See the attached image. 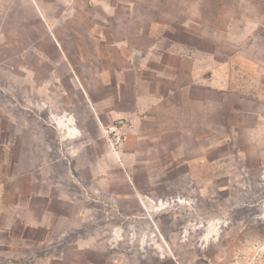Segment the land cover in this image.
I'll return each instance as SVG.
<instances>
[{"label": "rangeland", "instance_id": "374dc122", "mask_svg": "<svg viewBox=\"0 0 264 264\" xmlns=\"http://www.w3.org/2000/svg\"><path fill=\"white\" fill-rule=\"evenodd\" d=\"M35 2L0 0V264H264V0Z\"/></svg>", "mask_w": 264, "mask_h": 264}, {"label": "crops", "instance_id": "0c3cea01", "mask_svg": "<svg viewBox=\"0 0 264 264\" xmlns=\"http://www.w3.org/2000/svg\"><path fill=\"white\" fill-rule=\"evenodd\" d=\"M91 1H93V0H91ZM97 1V0H96ZM31 2H33V4L35 5V7L38 9L39 7H37V4H36V2H35V0H28V3H29V5H30V3ZM121 4V3H120ZM119 4V5H120ZM119 5L118 4H112V5H106L105 3L104 4H101V6H102V8H100V9H102V11L104 10L106 13H105V15L107 16L106 17V19H104V24L106 25V23H107V19L108 18H113V17H115V16H118V7H119ZM126 7V9H127V6H125ZM128 9L129 10H133V5H131L130 7L128 6ZM103 11V12H104ZM111 22V21H110ZM94 25V24H93ZM153 25H155V24H153ZM157 25H159L158 23H157ZM107 26V25H106ZM94 33L96 32V30L94 29V31H93ZM94 33H92V35H94V37H98V36H100V34L102 33V32H100V31H98V33L97 34H94ZM102 35H104V34H102ZM141 36L142 38H147V39H149V40H154L155 39V37L154 36H157L158 34H157V32L156 31H154V32H152V31H147V32H145V31H143V30H140V29H137V31L134 33V37L132 36V34H130V33H128V34H124V36L121 38V39H118L117 41H113L112 43L114 44V45H116V47H117V55L118 54H121L120 56L121 57H123V58H125V59H127L128 57L131 59L132 57H130L129 55H132L133 53H134V56L135 57H141V47H139V46H137V47H135L134 49H133V51L132 52H129V53H127L125 50L127 49L126 47H127V45H128V43L130 42V40H129V38L132 40V39H134V38H136V37H138V36ZM123 39V40H122ZM120 41V42H119ZM125 41V42H124ZM123 42H124V44H123ZM131 64V63H130ZM130 68H132V67H130ZM115 85H117V83H115ZM116 87V86H115ZM97 103H100L99 101H95L94 99L92 100V99H90L89 100V105H90V108L94 111V113L97 115V113H96V110H95V108H96V104Z\"/></svg>", "mask_w": 264, "mask_h": 264}, {"label": "bare ground", "instance_id": "6f19581e", "mask_svg": "<svg viewBox=\"0 0 264 264\" xmlns=\"http://www.w3.org/2000/svg\"><path fill=\"white\" fill-rule=\"evenodd\" d=\"M235 150V149H234ZM75 235V234H74Z\"/></svg>", "mask_w": 264, "mask_h": 264}]
</instances>
